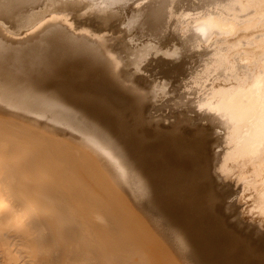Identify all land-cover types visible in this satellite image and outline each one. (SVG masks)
I'll return each mask as SVG.
<instances>
[{
  "label": "bare ground",
  "instance_id": "obj_1",
  "mask_svg": "<svg viewBox=\"0 0 264 264\" xmlns=\"http://www.w3.org/2000/svg\"><path fill=\"white\" fill-rule=\"evenodd\" d=\"M41 1L42 0H0V22L8 25V27H9V25L11 23H13V24L19 23V26H21V23L24 21L23 22V25H24V23H26L25 17L29 18V16L31 15V14L29 15L27 12H29L32 7H35L36 5H38ZM46 1L47 0H45V2ZM63 1H61L62 4H63ZM65 1H67V0H65ZM69 1H71V0H68V2ZM73 1H75V0H73ZM73 1H71L69 4L73 3ZM96 1L98 3H99V1H101V2L99 4L97 3V5H95V7L97 6V7L103 8V9H101L102 11L104 10L103 12H105V11L113 12L114 11L115 14L117 11H119V13L120 12L122 13V11H123V10L120 11V9L118 10V7H120V8L125 7L124 5L125 4L128 5V3H130V2L135 4L134 8L132 10L130 9V11H128L129 13L126 12L127 20L125 21L126 26H124V28L127 27L129 29L136 30L140 33V35H143V36H149L151 38H159V39L162 38L160 41L164 40L167 36L173 37L172 38L173 41L178 40V43L176 42V48L172 51V52H174V54L176 53L177 56H180V55L181 56L186 55L185 57L189 56L188 58H191V60H193L195 62L194 63L195 66H196V62H199L197 69L194 70V68L193 69L191 68V70H189V71L185 70V72H187V73L189 72V75H188V77H186L188 79L184 80L185 82H184L183 87L180 88L182 91V94H181V91L178 90L180 92L179 97L181 95H183L182 96L183 98H184V96H187L188 98H190L192 100V102H195V103H193L194 106L196 104L198 105V102L204 101L202 103H205V106L202 107V105H201L202 108L201 107L200 108L201 109L204 108V110H206V113L207 112L210 113L212 115V117H214L216 119L217 122L216 121L212 122L210 119L209 120L215 125L214 128L217 127V129L220 130L219 132L223 133L221 135V140L223 141V143L226 146H223V145H221V146L223 147V150L225 147V153L220 151L221 153L218 152L214 158V161H215L214 163L217 166V168L215 167L216 170H214L216 178L219 179V181L221 180L222 182H225V181L229 180L228 175L232 171V173L235 172L234 175L237 178V179H235V181H233L236 186H239L240 183L242 184V186L244 183L248 184V185L253 184L255 190L254 191L250 190L251 188L249 187L250 189L248 191H252L251 192L252 194H250L249 196H250V198L253 199V201L255 203V204L254 203L253 204L258 209L257 212L260 211V213H264V0H93V2H96ZM54 2H56V1H54ZM64 4H68V3H64ZM75 5H77V4H75ZM71 6H73V5L71 4ZM60 8L61 9H59V11L60 10L62 11L63 7L61 6ZM70 8H73V7L69 6L68 9H70ZM81 8H83V6H81ZM33 9H35V8H33ZM47 10L49 11V8H47ZM51 10H55V9H51ZM53 12H55V11H53ZM44 13H45V11H44ZM50 13H52V11ZM55 13L58 14V12H55ZM55 13H53V16H52V14L49 15V16H52L53 18L48 19V21L45 20L43 14L38 13V14L43 16V18H44L43 20H45V22L41 20L42 19L41 17H40L41 18L40 20L42 22H44V23H42V25L40 24V26H37L36 25L37 23L35 24V21H33L34 24L38 27L34 32L32 31V29H34L36 27L34 26V24H32V25L30 24L31 25L30 27L34 26L31 29V31L33 33L31 35L29 33L30 36L33 35V39L32 38L31 39L35 40L34 37L37 38V36L39 35L38 37L40 39L38 38V41L39 40L41 41V39H43V38H41L42 36L40 35L41 34L40 31L44 30V32H46V31L48 32V29H49L50 33H48V34L51 35L52 33H51L50 28H52V27L53 28L55 27V29L59 30V32L62 33V35L64 32H66L67 36L69 35V37L65 36V38L68 41L67 42L68 44L70 43L69 40L71 38H73V41L71 40V42H74V40H75L77 42L76 44L83 47L80 49H83V52L84 53L86 52L85 54H88V56L90 55L89 57H91V59H92V63L91 62L90 63L92 65H95V66H92V65L91 66L96 68V69H92V70L100 71L99 74L101 73L102 77L106 80H109V82L111 80L112 82L113 81H115L116 83L119 82L118 83L119 85H120V82L122 84L121 76L123 73H121L120 72L121 70L119 69V68H121L120 65L122 64V63H119L121 58H120V56H117V58L118 57L120 58V60L117 61L119 58L117 59L115 57L116 53H113L114 50L111 51L109 49L110 47H108V44H107V43H109L111 45L114 40L113 41L111 40L112 41L111 43L107 42L108 40L105 37L106 34H104L105 33L104 31H103L104 35L102 34V32L100 33V32L94 31V30H96L97 27L93 31H90L94 28L93 26H90L91 28L93 27L92 29H90V27H88L89 30H87L88 28L83 29L81 27L80 28L78 27L79 29H75L74 28L75 26H73V23L75 21L72 22V20H70V18H67L64 16L63 17L58 16L62 12H60L55 17V15H54ZM38 14H37V17H35V18H37V20H39ZM64 14L67 15L68 12L66 11V13H65V11H64ZM110 14H108V15H110ZM47 16H48V13H47L46 17ZM70 16H71V14H69V17ZM28 18H26L27 21H28ZM47 18H50V17H47ZM72 18H73V16L71 17V19ZM125 18L126 17L124 15V20H125ZM30 22L33 23L31 20H30ZM30 22H28V24ZM56 22L57 23L62 22L63 24L61 23V25L60 24L56 25L57 24ZM38 25H39V23H38ZM77 26L78 25H76V28H77ZM84 26L86 27V25H84ZM0 27H2V26H0ZM23 27H25V26H23ZM82 27H83V25H82ZM9 28H11V27H9ZM9 28H7V29H9ZM25 28L27 29L29 27L26 25ZM25 28H23V29L20 28L21 29V30L19 29L20 31H18V30H15V31H18L21 33V31L22 30L24 31ZM1 29L2 28H0V31H1L0 36L2 35V31H4V29H2V30ZM60 29H63L62 32L60 31ZM27 30H30V29H27ZM11 31L14 32V30H11ZM11 31H10V33H11ZM56 31L54 32V29H53V33H56ZM4 32H6V31H4ZM4 32H3V34H4ZM24 32H26V31H24ZM28 32H30V31H27V33ZM37 33H39V34L37 35ZM66 33H64V34L66 35ZM110 33L113 34L112 32H110ZM13 34H16V32ZM45 34H44V36L46 37L47 34L46 35ZM100 34H102L103 36H101ZM107 34H108L107 37L110 38L109 33H107ZM42 35H43V33H42ZM54 35L55 34H53L52 37ZM129 35L131 36V34H129ZM5 36L3 37V35H2L3 38H6ZM8 36H9V34H8ZM22 36L27 37L24 35V33ZM30 36H28V37H30ZM2 37H0L1 40H2ZM11 37L12 36H10L9 38H6V40L4 42H6L8 39L11 40ZM13 38H15V37H13ZM23 38L21 39L22 43H23ZM68 38H70V39L68 40ZM29 39L30 38H27L28 41H29ZM45 39H47V38H45ZM53 39H54V37H53ZM57 39L58 38H56V40ZM168 39L169 38H166L165 40H168ZM10 40H8V41H10ZM13 40L15 41L16 39H13ZM13 40L11 41V43L13 42ZM27 40H26V43L28 42ZM56 40H55V43H56ZM60 40H61V38H60ZM38 41L36 42L37 44H38ZM44 41L45 40L43 39V42ZM50 41L51 40L48 39V43ZM58 41H59V39H58ZM18 42H20V41H18ZM31 42L34 44L35 47H37V45L33 41H31ZM31 42H30V44H32ZM46 42H47V40H46ZM62 42H65V39ZM6 43H8V46H7V44H6V46L8 48H10L9 42H6ZM58 43L59 42H57V45H58ZM23 44H25V43H23ZM33 44H32V47H34ZM60 44L61 43H59V45ZM65 44L63 43V45H61L62 48H64L63 46ZM72 44L69 45V47L73 46L72 48L70 47L71 53H70V50L67 49L69 51L68 54H71L70 57L71 56H72V58L74 56L78 57L76 55L83 54V52H80V50L78 49L79 46H77L78 48L76 49V47H74V45H72ZM14 45H16V41H15ZM39 45H41V43ZM19 46H21V47L23 46V48L26 47V45L24 47V45H22V44ZM50 46H51V44H50ZM12 47H13V45H12ZM69 47H68V45L66 46V48H69ZM111 47L113 49H115L113 46H111ZM247 47L249 48L248 51H246ZM23 48H20V49L23 50ZM27 48H29L28 43H27V47L25 48L24 51L28 52V50H26ZM52 48H53L52 52L49 50L51 53H53V50L55 51L54 47H52ZM245 48H246V50H245ZM14 49H15V47L13 48V51H14ZM43 49L42 50L40 49V50L43 52ZM48 49H49V47H48ZM48 49L46 50L47 51L46 53L44 52L45 54L50 53V52H48ZM22 50L20 52L16 51V53L18 52L20 54L22 52ZM59 50H60V48H59ZM63 50H65V48ZM30 51L35 52L31 49H30ZM42 52H40V54H43ZM57 52H58V50H57ZM57 52H55L56 56H53L55 58H52L51 56H49V58H48V59H50V61H49L50 64L48 65L49 70H50V74L48 73L49 75L45 76V79L47 78V80H45V81L43 80L45 83H43L44 85H42L40 87V89H42V92L43 91L46 92V95L44 93V96L42 95V97H41V95L38 96V94H33L30 91H28L30 89L29 85L27 86V87H29V89H27V90L24 89L23 87H22L23 89L20 88L19 85H18L19 87L17 85L15 87L13 85V83H15V81L17 79L15 78L14 79L15 81L13 82L12 76L15 74L12 75L11 72H13V73L16 72L18 74V72L21 73L22 71H25L26 76H28V73L26 72V70H29L28 68L30 67V64L28 67L27 66L28 65V60H27L28 58L25 59L24 55H21L22 53L20 55H16V54L14 55L13 53L9 54L10 52L8 53L5 49V43H3V45L0 44V68L2 70L3 66H8L11 70V72H8V70H9L8 69L5 72L6 74L3 73L5 75L6 79L11 74L9 76L8 80L0 79V82H1L0 83V264H19V263L20 264H199L198 262H200V261H198V260H200V259H198L197 262L191 260V258L194 259V255H195L194 253L195 252L194 253L192 252V254H194L192 256L190 253V250L192 249L191 248L192 245H190V241H188L189 245H187L188 244L187 241L183 242L179 239L180 236H182L179 234L177 235L179 237L176 238L177 236H175V239L171 238L170 236L166 237L167 235L165 236L164 234H166L167 232L165 233L162 230V232H164V233H162L160 231V229H163V227H165V225H163L164 223H162L163 221H161L162 224H160V225H163V227L160 226V228H158V226H159L158 223H160V222L157 223L158 226H156V224H155L156 222H154L157 218H155V216H154L155 220L151 221L150 218L152 216L148 217V213L146 214V212L148 210H149V212L151 210V209H149V207H147V206H149V203L147 204L146 201L144 202L145 204H147L146 208L148 209L145 211V209H144L145 205L140 206L141 203L139 201L138 202L140 203V205H135V201L139 200V199H136L137 196H135L131 192L135 196L136 200L134 201V198H132V200L129 198V197H131V195H130L131 193L127 192L126 188H125L126 191L124 192L125 189H123V182H125L127 178L129 179L130 175L127 177H126V175H123V177L126 178V179L124 178L125 180L123 179L124 181L121 179L122 175H120V174H122L124 171L121 172L117 166L118 164L115 165L116 162H114V161L116 160V158L114 157L113 159H115V160L112 161L113 159H112V156H110L111 154L108 155L109 157H111L110 162H113V164L115 163L114 166H117L116 169L113 168V171L111 170V166L113 165L112 163H111L112 164L111 166L109 164L108 165H99L98 163H100V162L102 163L103 160H101L99 162L98 160H96L97 158L96 159L94 158L98 155V159H99V157H101V154H102V153L98 154L99 152H102L101 148L108 150V149H106L108 146L111 150L113 149L112 151H114L116 153V157L118 155L121 159L122 158L124 159L122 161H125L126 156L122 157L123 153H124V152H122V151H124L123 148H122L123 150L121 151L120 146L118 145L119 149H115V148H117L116 145L114 148V147H112L111 144H108V143H110L109 139H112V138L108 137L109 139H107L105 136H103V135L101 136V134H99V133H98L99 136H97L96 135L97 133L95 131H91V129L90 130L87 129L84 131V134H85V136H87V139H88L87 141L84 140L85 138H83V137H85V136H83L82 135L83 133H81V136H83L82 137V139L84 140L83 141L79 136H77V134L79 135L78 132L79 131L81 132V130H82L81 127H80L81 130L79 129V130H77L78 132L76 131L77 134L75 133V136H77V139L78 138L81 139V140L78 139L79 140L78 141L73 135H71L75 132L74 131L75 129L72 130L74 132L71 131L72 133H70V131L66 129L68 132L65 131L67 133V134H65V133H63L64 132L63 130L65 129V127L63 125V127H64V128L62 127L63 132H61L62 128L60 127L61 129H59L60 119H59V121H56V122H58V124H59L58 125V124H55L52 122V121H54V119L51 120L52 123L48 122L49 120H47V119L45 120L44 119V117L46 116V115L44 116L45 113L41 112L43 114V118L39 117L40 115L34 114V113L37 114L38 112H40L39 109L43 108L44 106H46L49 103L50 105L48 104L46 107L51 106L52 108H49V109H53V107H56L54 109H58L57 111H59L58 112L59 114H62L65 119H67V117L69 119L72 117L70 115V113H68V110L70 108L66 111L65 110L66 105H65V108L63 109L64 102H66L68 100V101H70V103H72L78 107V109H79V111H77L78 113L81 110V113L83 114V116H85L84 117L85 120H86V118L93 120V118H90L91 115L89 114V112H90L89 109L94 110L92 108L93 107L95 108V105L96 106L100 105L102 108L103 107H106V108L110 107L107 104L106 100L103 98H93V97H89L88 95L77 96L76 94H78L79 92L75 93V90L78 89L76 87L78 84V82H77L78 80L76 81L77 84H75V85H74V81H72L73 82V84H72V82H68L66 80V82H64L61 86L59 84V88L57 87L58 88L57 92H55V94L51 95V91H53V90H51V91L47 90V88L50 87V85L49 84L47 85L46 82L53 79L52 77L54 76L53 75L54 73L61 72V70L66 67L65 59H67V58L64 57L63 60H62L63 57L58 58ZM158 52H160V51H158ZM162 52L164 53V51H162ZM162 52H160V53H162ZM35 53L33 54L34 56L37 55ZM62 53L63 52H61V50H60L58 53V56H62L63 55ZM152 53H154V52H152ZM29 54L30 53H27L25 56H27ZM85 54H83V55L85 56ZM33 55L31 54L30 57ZM64 55H67V54H64ZM119 55H121V54H119ZM159 55H161V54H159ZM40 56L38 54L37 57H39L40 59H43V58L45 59V55L44 56L42 55L43 58H41ZM170 56L174 57L173 53H172V55L170 54ZM170 56H168V57H170ZM47 57L48 56H46V58ZM144 57H146V54ZM155 57H156V55H155ZM84 58H86V57H84ZM45 60H47V59H45ZM45 60H44V63H45ZM157 60H156V62H157ZM32 61H33V59H32ZM47 61H46V65H47ZM70 61H72V60H70ZM76 61L77 60H74V64L77 63ZM130 61H131V59H130ZM136 61H137V58H136ZM158 61H160V60H158ZM188 61H190V60H188ZM38 62H40V60H38ZM183 62H185V61H183ZM34 63H37V62H34ZM34 63H33V65L31 64V68H33L32 66H38L39 65V64L35 65ZM42 63L43 62L41 60V64ZM129 63L130 62H128V64ZM132 63L135 64L136 62L134 63V61H132L130 64L132 65ZM172 63H174V62H172ZM185 63L188 64V62H185ZM123 64H124V62H123ZM136 64H138V63H136ZM136 64L134 65V67H136ZM126 65H127V62H126ZM188 66H190V65H188ZM40 67H42V65ZM178 67H180V66H178ZM178 67H176V69ZM33 69H35V67ZM33 69H32V71H33ZM3 71H5V70H3ZM84 71H86V70H84ZM30 72H31V69H30ZM46 72H48V71H46ZM73 72H75V71H73ZM180 73H181V70H180ZM17 74H16V76L21 75V74H18V75ZM85 74H87V71ZM174 74H176V73H174ZM35 75H37V74L35 73ZM59 75H60V73H59ZM2 76L3 75H1V77ZM16 76H13V77H16ZM55 76L57 77V75H55ZM63 76H62V78H63ZM124 76H125V74H124ZM18 77H21V76H18ZM22 77H23V75H22ZM90 77H88V78H90ZM173 77L176 78V76H173ZM184 77H185V75H183L182 78H184ZM25 78H27V77H24L23 79L25 80ZM28 78H29V76H28ZM81 78H83V77H81ZM179 78L180 77H178V79ZM216 78L222 79V81H220L222 83L221 84H219L220 82L217 83L220 79L217 80ZM23 79H21V80H23ZM181 79H179V80H181ZM213 79L217 80V82L215 84L213 82ZM2 80H5V81L3 82ZM29 80L30 79H28V81ZM68 80L70 81L69 78H68ZM180 82H183V81H180ZM114 83H112V84L114 85ZM2 85H4V86H2ZM38 86H40V84ZM81 86L83 87V85H80V87ZM116 86H118V85H116ZM120 86L123 87V86H125V84L124 85L122 84ZM33 87H31V89H33ZM122 87H119V88H122ZM25 88H26V86H25ZM34 88H36V87H34ZM84 88L85 87H83V89ZM37 89H39V88L37 87L36 90ZM137 90H135V91H137ZM47 91L50 93V95L47 94L48 93ZM85 91H87V89ZM133 91H134V89H133ZM139 91H141V90H139ZM167 91H169V90H167ZM36 92H38V91H36ZM173 92L176 93L175 90ZM57 93L59 96H61V98L63 95H65L68 98L69 97L70 98L76 97V100L75 101L69 100L70 99L69 98L66 101L64 100V102H63L62 101L63 98L60 99L59 97H57ZM142 93H140V94H142ZM47 95L50 98L49 100H48ZM52 96H54V97H52ZM95 96H97V95H95ZM80 97H81V99H78ZM187 97L185 100H187ZM44 99L46 100V102ZM186 102H190V101H186ZM67 103L69 104V102H67ZM68 104H67V106L70 105V104L69 105ZM71 105H70V107H71ZM199 105H200V103H199ZM38 106L41 108H39L38 109L39 111L36 112L37 110L35 111V109ZM178 106H180V105H178ZM27 109H29L30 111H28ZM103 109H105V108H103ZM46 110H48V109H45V112L48 113ZM41 111H43V109H41ZM95 111H98L97 108ZM95 111H93V112H95ZM104 112H107L106 109L104 110ZM52 113L54 114L55 112H52ZM107 113H104V116H107L106 119L108 118ZM53 114L51 116H54ZM71 114H72V112H71ZM135 114H137V113H135ZM48 115H50V114H47V116ZM57 115H55L54 117H57ZM140 115H142V114H140ZM206 115H205V119H206ZM78 116H80V115L78 114ZM135 116L133 115V118ZM142 117H144V116H142ZM47 118H49V117H47ZM57 118H56V120H57ZM96 118H97V115H96ZM104 118L105 117H103V118L98 117L97 119H100V121H101ZM214 118H211V119H214ZM107 120H105V122ZM61 122H63V121H61ZM67 123H69V122H66V124ZM111 123H112V121H111ZM111 123H110V126L113 125V124L111 125ZM142 123L143 122H141V124ZM146 123L144 124V126L146 125ZM157 123L155 125H159ZM69 124H71V123H69ZM87 124H89V122H87ZM106 124H107V122H106ZM176 124H175L174 128H171V131L169 133L162 132L163 131L162 129H160L161 131H159V132L157 131L158 135L161 138H163L164 144H167L168 142H170L169 145H175L174 142H177L180 139V137H182L181 135H183V134L182 133L180 134V132H179L180 131L179 127L181 128V126H179L180 123L178 124L179 127L177 126L178 127L177 129H176ZM102 125L105 126L104 123H102ZM107 125H109V124H107ZM71 126H72V124H71ZM85 126H87V125H85ZM159 126H157V127H159ZM73 127H74V125L72 126V128ZM157 127H155V128H157ZM75 128H79V127L77 126ZM111 128H110V130H111ZM83 129H84V127H83ZM150 129H152V128H150ZM167 129H169V128H167ZM167 129L165 131H168ZM156 130H158V128L155 129V131ZM182 130H184V129H181V131ZM114 131H116V130H114ZM200 131H198V132H200ZM82 132H83V130H82ZM153 132H151V133H153ZM198 132H196L197 133L196 135L199 134ZM201 133L202 132H200V134ZM114 134H118V133L114 132ZM136 134H137V132H136ZM153 134H155V133H153ZM120 135L121 134L116 135V137L119 136L118 140L120 138ZM94 136H96L97 138L99 137V138L98 139L93 138ZM201 136L203 137V133ZM202 137L199 140V142L201 141V143H202ZM100 139L104 140V141L102 140L103 145L101 144ZM142 139H143V137H142ZM176 139H177V141H176ZM193 139H195V138H193ZM88 141L91 144L90 148L94 149V153H97V150L99 151L97 153V155L96 154L94 155V153L91 152V149L89 148L88 151L93 153L92 155H94V157L92 155H90L91 153H89L87 151L88 144L86 145L85 142H88ZM105 141H108V142L106 143ZM186 141H188V140H186ZM186 141L184 143H186ZM80 142H84L83 145H85L86 148L84 146L82 148V150L85 151V149H86L87 153L89 154V157H87L85 155L86 152H84V154H83V151L80 149L81 148L80 145L82 146V144H80ZM93 142L97 143L101 148H99L97 145L93 144ZM190 142H192V140ZM121 143L119 142V144H121ZM177 143H179V141ZM193 143H195V142L193 141ZM223 143L221 142V144H223ZM104 144L107 146H104ZM126 144L128 147L131 146V145H128V143H126ZM122 145H124V144L122 143ZM122 145H121V147H122ZM201 146L204 147V145H201ZM142 148H143V146H142ZM142 148H140V149H142ZM146 149H147V147H146ZM183 149H185V148H183ZM193 149H195V146ZM196 149H197V147H196ZM199 149H201V147ZM164 150H165V148H164ZM221 150H222V148H221ZM80 151L82 152L81 155H80ZM191 151H192V148H191ZM141 152H140V154H141ZM201 152H203V150ZM200 153L197 155H200ZM107 154H109V153H107ZM163 154H164V151H163ZM193 154H194V152H193ZM103 155H106L105 152ZM182 155H183V153H182ZM83 156H85V157H83ZM90 156L93 157L92 158L93 163L95 162L94 159L96 160V163H94L95 165L90 163L91 162V160H89V159H91ZM138 156H139V153H138ZM161 156H162V154H161ZM86 157H87V159H86ZM105 157H107V156H105ZM137 157H135V158L137 159ZM158 158H159V156H158ZM101 159H103V157ZM87 160H89L90 162ZM104 160H106V159L104 158ZM161 160H162V158H161ZM116 161H118V159ZM248 161H249L250 165L247 163ZM107 162H109V161H107ZM135 162H137V161H135ZM106 163L104 162L103 164H106ZM120 163H121V161H120ZM126 163L125 164L122 163V164L128 166L129 164L127 163L128 164L127 165ZM177 163H178V161H177ZM145 164H146V162H145ZM205 164H206V162H205ZM144 166H146V165H144ZM144 166L143 167L141 166V167H142V169L144 168V170H145ZM205 167H206V165H205ZM133 168H135V167H133ZM133 168H129L128 170L133 169ZM136 168H135V170H136ZM114 169L116 171H114ZM121 170H123V169H121ZM135 170L133 172V176L135 175V177H136V175H139V174H134ZM178 170L179 169H177L176 171H178ZM195 171L197 172L196 169H195ZM125 172H126V170H125ZM140 172L143 174V170H140ZM193 172H194V170H193ZM127 173H128V171H127ZM144 173H145V171H144ZM178 173L180 174V170ZM145 175H147V174L145 173ZM159 175H161V174H159ZM165 175H166V173H165ZM185 176H186V174H185ZM196 176H197V174H196ZM202 176H204V175H202ZM202 176L200 178H202ZM231 176H232V174H231ZM144 177L146 178V176H144ZM137 178H133V179H135V181H137V182L139 180V182H140L139 178H138V180H136ZM143 178H141V179L143 180ZM248 178H251L253 180L247 181ZM142 180H141V182H142ZM132 181H134V180H132ZM132 181H131V183H132ZM149 181H150V179H149ZM149 181L147 180V182H146V180H143V182L146 183V185H144L145 189L144 188L143 189L147 191V195L148 194L150 195V197L147 196L146 198L149 197V199H150L152 197L155 200L157 198L153 197V195H154L153 191L154 190H153L152 183L148 184ZM167 181H168V179H167ZM128 182H130V181H128ZM128 182H127V184H128ZM207 182L209 183V180ZM133 183H132V185H130V187L131 186L133 187ZM125 184H126V182H125ZM142 184H144V183H142ZM142 184H140V186ZM248 185H246V186H248ZM137 186H138V184H137ZM137 186H135V187H137ZM169 186H170V184H169ZM179 186H180V184H179ZM242 186L239 188H243V189L245 188L246 189V187H242ZM126 187H127V185H126ZM142 187H140V188H142ZM175 187H173V188H175ZM182 187H181V190H182ZM131 188H130V191H131ZM137 189L138 188H135V190H137ZM160 189H161V186H160ZM245 189L243 190V192L245 191ZM164 190H162V191H164ZM167 190H168V188H167ZM132 191H134V190H132ZM141 191L142 190L139 189L140 193H141ZM146 191H144L145 194H146ZM248 191H246V192L249 194ZM167 192L170 194L171 191L170 192L167 191ZM172 192H174V191H172ZM126 193H128V194L130 193L129 197H127L128 195ZM134 193L137 194L136 191ZM154 193H155V196L158 195V194H156L157 191H154ZM139 195H140V197L142 196L141 194H139ZM139 195H138V197H139ZM159 195L156 197H159ZM207 195H209V194H207ZM189 196H190V194H189ZM244 196H243V198H244ZM211 198H212V196H211ZM123 199H125V200H123ZM143 199H145V198H143ZM149 199L147 202H149ZM183 199H185V198H183ZM154 200H152L153 201L151 204L152 206L154 205L153 203H155V201H156V200L155 201ZM242 200H244V203L242 202ZM210 201H212V200H210ZM253 201L251 200L250 202H253ZM150 203H151V200H150ZM184 203L187 204L185 201H184ZM245 204H246V206H245ZM248 204L249 203H247L245 201V198L244 199L240 198V200H238L235 203L234 207L236 209L238 208L241 210V208L243 206H245V209H249L251 204H249V205ZM155 205H157V204H155ZM254 205H252V206L254 207ZM212 206H213V204H212ZM247 206H249V208H247ZM153 207H155V206H153ZM156 208H157V206H156ZM158 208H160V207H158ZM155 209H154V211H155ZM152 210H153V208H152ZM162 210H163V207H162ZM154 211H153V213H154ZM197 211H199L198 208H197ZM197 211H195V212H197ZM250 211H252V210H250ZM158 212H160V211H158ZM155 213H157V212H155ZM155 213H154V215H155ZM163 213L164 212H162V214H160V215H163ZM193 213H194V211H193ZM247 213H248V211H247ZM151 214H152V212H150V215ZM156 216H158V214ZM161 218H162V216H161ZM164 218L165 217L163 216V219ZM243 219L244 218H242V220ZM195 220H196V218H195ZM245 220H247V222L252 221L251 218H248V217ZM263 221L261 222V221L256 219L257 231L261 230L262 232H264ZM168 222L169 221H167V223ZM252 224H253V222H252ZM168 225H170V224H168ZM168 225H166V226H168ZM172 225H173V223H172ZM175 227H176V225H175ZM171 228H172V226H171ZM167 229L164 228L165 231H167ZM180 232H181V230L178 233H180ZM184 232L186 233V230ZM168 233H170V231ZM184 234H183V236H184ZM185 236L188 237L187 235H185ZM188 238H185V240ZM181 239H183V238L181 237ZM161 240H163V241H161ZM188 240H190V239H188ZM184 243H186L185 244L186 247L190 246L189 247L190 249L188 250L190 253L189 255H191L190 258L187 257L186 253L184 252V250L187 249V248H185ZM202 250L204 251V248H202ZM208 250H210V249H208ZM185 251H187V250H185ZM196 252H200V251H196ZM208 252H207V254H209L211 251L209 253ZM214 255H212V253H211V256H214ZM211 256H210V258L212 259L213 257H211ZM227 256H228V254H227ZM215 258H217V257H215ZM222 258H223V256H222ZM211 259H210V262H212ZM195 260H196V257H195ZM220 261H219V263H220ZM210 262L208 261L209 264H210ZM201 263H203V262H201ZM213 263H215V262H213Z\"/></svg>",
  "mask_w": 264,
  "mask_h": 264
},
{
  "label": "rangeland",
  "instance_id": "obj_2",
  "mask_svg": "<svg viewBox=\"0 0 264 264\" xmlns=\"http://www.w3.org/2000/svg\"><path fill=\"white\" fill-rule=\"evenodd\" d=\"M54 1H56V2H54ZM47 0L46 2H45V0H42L38 5H36L35 7H32L31 8V10L29 11V12H27L30 16H29V18L28 17H25V21H26V23H24V25H23V22L21 23V26H19V23H15V24H13V23H11L10 25H9V27H11V28H9L8 27V25H6V24H3L2 22H0V26H2V27H0V28H2V29H4V31H6V32H4V31H2V35H3V37L5 36L6 38H9L10 36H12L11 37V40L10 39H8V40H10V41H6V42H9V44H10V48H8L7 46H8V43H6V42H4L5 40H6V38H3L2 37V35L0 36V37H2V40H1V38H0V44L1 45H3V43H5V49H6V51L9 53V54H11V53H13L14 55L16 54V55H20L24 50H25V48L27 47V43H28V47L29 48H27L26 50H28V52H26V51H24L21 55H24V57H25V59H27L28 60V67H29V64H30V67L28 68L29 70H26V72L28 73V76H29V78H28V76H26V73H25V71H22L21 73L20 72H18V74H21V75H18L16 72H11V70H10V68L8 67V66H3L2 67V70H1V68H0V74L1 75H3L2 77H1V75H0V79H5V80H8V78H9V76L12 74H15V75H13V76H16V74L18 75V76H21V77H18V76H16V77H13L12 76V80H13V82L15 81L14 79L16 78L17 80L15 81V83H13V85L16 87V85L18 86H20V88H24V89H29V87H27L28 85L30 86V89L28 90V91H30L31 93H33V94H38V96L39 95H41V97H42V95L44 96V93H45V95H46V92H42V89H40V87L42 86V85H44L43 83H45L44 81L45 80H47V78L45 79V76L47 75H49L50 74V70H49V64H50V59H48L49 58V56H51L52 58H55V57H53V56H56V54H55V52H57V50H58V52H57V57L59 58V57H63L62 58V60L64 59V57L65 58H67V59H65V62L67 63H65V65H66V67L64 68V69H62L61 70V72H56V73H54L53 75V79H51V80H49L48 82H46L47 83V85L49 84L50 85V87H48L47 88V90H49V91H51V90H53V91H51V95L52 94H55V92H57V90H58V88H59V84H60V86L64 83V82H66V80L68 81V82H72V81H74V85L75 84H77V82H78V84H77V90H75V93L77 92H79L78 94H76L77 96H80V95H88L89 97H93V98H103V99H105L106 100V102H107V104L110 106V107H103V108H105L106 109V111L108 112H104V110L105 109H103L100 105H95V108L93 107L92 109H94V110H91V109H89V114L92 116H90V118H93V120L92 119H87L86 118V120H85V116H83V114L81 113V110H80V112L78 113L77 111H79V109H78V107L77 106H75L74 104H72V103H70V101H68L67 99H69L68 97H66L65 95H63L62 96V98H61V96H59L58 95V93H57V97H59L60 99H62V101L64 102V100L66 101V102H64V105H63V109L65 108V105H66V108H65V110L67 111L69 108V110H68V113H70V115L72 116L71 118H69L68 119V117H67V119H65L64 117H63V115L62 114H59L58 112L59 111H57L58 109H54V108H56V107H53V109H49V108H52L51 106H48V107H46V106H44L43 108H41V107H37L36 109H35V111L36 112H38L39 110H40V112H38L37 114L36 113H34L35 115H40L39 117H42L43 118V114L42 113H45L44 114V119L46 120H49L48 122H50V123H55V124H58V122H56V121H59V119H60V125H59V129H61L62 127H63V125H64V127H65V129L63 130V128L61 129V132H63V133H65V134H67L65 131H67V130H69L70 131V133H72V132H74L73 134H71V135H73L76 139H77V136H79L81 139H82V137L83 136H85V134H84V131L85 130H90L91 129V131H95L97 134V136H99V134H101V136L103 135V136H105L107 139H109V138H112V139H109L110 140V143H108V144H111L112 145V147H114L115 148V145H116V147L117 148H115V149H119V146H120V150L122 151L123 149H124V151H122V152H124L123 153V156L122 157H125L126 156V158H125V161H122V160H124L123 158L121 159L118 155H117V157H116V153L114 152V151H112L107 145H105L104 144V146H107V148L106 149H108V150H105V149H103V148H101L97 143H95V142H93V144H95V145H97L99 148H101V150H102V152H99L98 150H97V153L98 154H100V153H102L101 154V157H99V159H98V155H97V153H94V149L92 148H90L91 147V144H90V142L88 143V142H85V144L87 145L88 144V147H87V151L89 150V148L91 149V152H93L94 153V155L96 154L97 156L96 157H94V155H92L93 153H91L90 151H88L89 153H91L90 155H92L96 160H98L99 162L101 161V160H103L102 161V163L100 162V163H98L99 165H112L113 164V162H110L111 161V157H109L108 155H110V156H112V159L115 157L116 158V160L118 159V161H116L115 159H113L112 161H114V162H116V164L115 165H117L118 166V168H119V170L121 171V172H125V170H126V172L124 173H122V174H120V175H122V180L125 178V177H123V175H126V177L127 176H129L130 175V177H129V179L127 178H125L126 179V184H125V182H123V189H127V192H132L135 196H137L138 197V195L139 194H141L142 196L140 197V195H139V197L137 198L136 197V199H139V200H137V201H135L136 199H135V196L131 193H129L130 195H131V197H129V194L128 193H126L128 196L127 197H129L131 200H132V198H134V201H135V205H140V203H141V205L140 206H142V205H145L143 208L145 209V211L146 210H148L147 208H146V205L149 203V206H147V207H149V209H151L150 210V212H152V214L150 215V212H149V210L146 212V214L148 213V217L150 216H152L150 219H151V221H154L155 220V218H157L154 222H156L155 224H156V226H158L157 225V223L158 222H160V223H158L159 224V226H158V228H160V226H162L163 227V225H165V227H163V229H160V231L162 232V230L166 233H168L169 231H170V233H166V234H164L166 237H168V236H170L171 238H174L175 239V236H177L178 234L179 235H182V236H180V240L181 241H190V245H192V249L190 250V253H191V255L193 256L194 254V259H192L191 258V260H193V261H196L197 262V260L198 259H200V260H198V261H200V262H198L199 264H209L208 263V261L210 262V256H211V253H212V255H214V256H211V257H213L212 259H211V261L212 262H210V264H264V232H262L261 230H258L257 231V224H256V219L257 220H259V221H263L264 220V213H260V211L259 212H257V208L255 207V203H254V201H253V199L252 198H250V194H252L251 192L252 191H248L250 188V190H255L254 189V185L253 184H251V185H248V184H243V186H242V184L240 183V185L242 186V187H246V189H245V193L243 192V188H239V187H241L240 185L239 186H236L235 184H234V182L233 181H235V179H237L236 177H235V175H234V173L235 172H233L232 173V171H231V173L228 175L229 176V180H227V181H225V182H222L221 180L219 181V179H217L216 178V176H215V172H214V170H216V168H217V166L215 165V161H214V158H215V155L218 153V152H224L225 153V147H224V150H223V147L221 146V145H223V146H226L224 143H223V141L221 140V135L223 134L222 132H219L220 130H218L217 129V127H215L214 128V124L212 123V122H215L216 121V119L214 118V117H212V115L210 114V113H206V110H204V108L203 109H201L203 106H205V103H202V102H204V101H201V102H198V105L196 104L195 106H194V104L193 103H195V102H192V100L190 99V98H188L187 96H184V98L182 97L183 95H181L180 97H179V95H180V92L178 91V90H180L181 91V87H183V85H184V80H186V79H188V78H186V77H188V75H189V72L187 73V72H185V70L186 71H189V70H191V68L193 69L194 68V70L195 69H197V67H198V63L199 62H196V66L194 65V61L193 60H191V58H188L189 56H187V57H185V56H177L176 55V53L174 54V52H172L175 48H176V42L178 43V40H172V38L173 37H166V38H169L168 40H162V41H160L161 39H159V38H151V37H149V36H143V35H140V33L138 32V31H136V30H132V29H129V28H127V27H125L124 28V26H126V20H127V16H126V12H128V11H130V9L132 10L133 8H134V6H135V4H133V3H128V5L127 4H125L124 6L125 7H118V10L120 9V11H122V13L120 12L119 13V11H117L116 12V14H115V12L113 11V12H107V11H105V12H103L101 9H103V8H100V7H95V5H97V1L96 2H93V0H75V1H73V0H71V1H73V3H71L73 6H71V4H69L71 1H69L68 2V0L67 1H63V0H61V1H63V4H62V2L60 1V0ZM58 2V3H57ZM101 1H99V3H100ZM60 3V4H59ZM64 3H68V4H64ZM77 4V5H75V4ZM94 3V4H93ZM98 3V4H99ZM93 4V5H92ZM131 4V5H130ZM64 8H62V11L60 10L59 11V9H61L60 7L61 6ZM65 7H64V6ZM70 7H73V8H70V9H68L69 8V6ZM75 5V6H74ZM57 6V7H56ZM81 6H83V8H81ZM53 7V8H52ZM33 8H35V9H33ZM46 8V9H45ZM47 8H49V11L47 10ZM58 8V9H57ZM98 8V9H97ZM128 8V9H127ZM51 9H55V10H51ZM67 9V10H66ZM58 10V11H57ZM88 10V11H87ZM44 11H45V13H44ZM52 11V13H50ZM53 11H55V12H58V14L60 13V12H62V13H60L59 15L58 14H56L55 12H53ZM64 11H65V13H66V11L68 12V14L66 15V14H64ZM70 11V12H69ZM98 11V12H97ZM107 12V13H106ZM38 13H41V14H43V16H44V18H45V20H47L48 21V19H51V18H53L52 16H53V13H55L54 15H55V17L58 15V16H64V17H67V18H70V20H72V22L73 21H75L74 23H73V26H75L74 28L75 29H79L80 27L81 28H88V27H90V26H93L92 28L90 27V29H92V30H90V31H93L96 27V30H94V31H96V32H102V34H103V31L105 32L104 34H106L105 35V37L107 38V42H112L113 40V42H112V44L110 45L109 43H107L108 44V47H110L109 49L111 50V51H113L114 50V52L113 53H116V55H115V57L117 58V56H120V58H121V60H120V58L117 60V61H119L120 60V62L119 63H122L120 66H121V68H119L121 71V73H123L122 74V76H121V81H122V84L124 85L125 84V86H120V85H122L121 84V82H120V85L118 84L119 82H115V81H111L110 80V82H109V80H106V79H104L103 77H102V75H101V73L99 74V72L100 71H96V70H92V69H96V68H94V67H92V66H95V65H92L91 63H92V59H91V57H89L88 56V54H85L84 52H83V49H80V48H83V47H81V46H79L78 44H76L77 42L74 40V42H71V40L73 41V38H68V40L70 41V43L68 44L67 42V39L65 38V36L66 37H69V35L67 36V33L66 32H64V33H66V35L63 33V35H62V33H60L59 32V30H57V29H55V27L53 28L54 29V32L56 31V33H53V29L52 28H50V30H51V35L50 34H48V33H50V31H49V29H48V32L46 31V32H44V30H42V31H40L41 32V38H43L45 41L43 42V39H41V41L39 40L38 41V34L39 33H37V38L36 37H34V39L35 40H32L33 39V35L32 36H30L38 27L37 26H40V24L42 25V23H44L45 22V20H43L44 18H43V16L42 15H40V14H38ZM47 13H48V16L47 17H50V18H47L46 17V15H47ZM99 13V14H98ZM111 13V14H110ZM118 13V14H117ZM129 13V12H128ZM37 14H38V19L39 20H37V18H35V17H37ZM52 14V16H49V15H51ZM69 14H71V16L69 17ZM108 14H110V15H108ZM66 15V16H65ZM124 15H125V20H124ZM73 16V18L71 19V17ZM38 21H36L34 18ZM42 19H41V18ZM113 17V18H112ZM121 17V18H120ZM26 18H28V21H27V19ZM123 18V19H122ZM42 21H44V22H42ZM74 19V20H73ZM24 20V19H23ZM30 20L33 22V21H35V24L37 25H35L34 24V22L33 23H31L30 22ZM69 20V19H68ZM28 22H30L29 24H28ZM41 22V23H40ZM58 22V21H57ZM56 22V23H57ZM38 23H39V25H38ZM61 23L62 22H59V23H57L56 25H58V24H60L61 25ZM2 24V25H1ZM29 27V28H27V29H30V30H27L25 27H26V25ZM32 24H34V26L36 27V28H34V29H32V27H34V26H32V27H30ZM63 24V23H62ZM5 25V26H4ZM76 25H78L77 26V28H76ZM82 25H83V27H82ZM84 25H86V27L84 26ZM14 26V27H13ZM19 26V27H18ZM23 26H25V27H23ZM79 27V28H78ZM7 28H9V29H7ZM14 28V29H13ZM16 28V29H15ZM23 29V28H25L24 29V31H26V32H24L23 30L21 31V33L20 32H18V31H20L21 29ZM49 28V27H48ZM99 28V29H98ZM1 29V30H2ZM20 29V30H19ZM31 29H32V31H31ZM109 31H108V30ZM126 29V30H125ZM11 30H14V32L13 31H11ZM15 30H18V31H15ZM47 30V29H46ZM62 30L63 29H60V31L62 32ZM87 30H89V28L87 29ZM100 30V31H99ZM108 32H107V31ZM10 31H11V33H10ZM27 31H30V32H28L27 33ZM136 31V32H135ZM3 32H4V34H3ZM16 32V34H13V33H15ZM39 32V31H38ZM110 32H112L113 34H111ZM128 32V33H127ZM132 32V33H131ZM18 33V34H17ZM23 33H24V35L25 36H27V37H24V36H22L23 35ZM27 33V34H26ZM29 33H30V35H29ZM42 33H43V35H42ZM47 35H46V34ZM107 33H109V36H110V38L109 37H107ZM139 33V34H138ZM0 34H1V31H0ZM8 34H9V36H8ZM44 34L46 35V37L44 36ZM53 34H55L53 37H54V39H53V37H52V35ZM99 34V33H98ZM102 34H100L101 36H103ZM129 34H131V36L129 35ZM49 35V36H48ZM60 35V36H59ZM113 37H112V36ZM28 36H30V37H28ZM59 36V37H58ZM171 36V35H170ZM13 37H15V38H13ZM17 37V38H16ZM20 37V38H19ZM24 37V38H23ZM51 39H50V38ZM58 38L59 39V41H58V39L56 40V38ZM23 38V43H25V44H23L22 43V39ZM26 38V39H25ZM27 38H30L29 39V41L27 40ZM32 38V39H31ZM45 38H47V39H45ZM60 38H61V40H60ZM139 38V39H138ZM13 39H16L15 41H16V45H14L15 44V41L13 40ZM40 39V38H39ZM48 39L49 40H51L49 43H48ZM64 39H65V42H62V41H64ZM110 39V40H109ZM171 39V40H170ZM13 40V44L11 43V41ZM20 41V42H18V41ZM26 40L28 41L27 43H26ZM46 40H47V42H46ZM55 40H56V43H55ZM112 40V41H111ZM31 41H33L36 45H37V47H35L34 46V44L31 42ZM38 41V44L36 43ZM54 43H53V42ZM61 41V42H60ZM160 41V42H159ZM30 42L33 44V46L34 47H32V44H30ZM46 42V43H45ZM57 42H59V43H61L60 45H59V43H58V45H57ZM19 45H24V47H25V45H26V47L25 48H23V46L21 47V46H19ZM41 43V45H39ZM45 43V44H44ZM48 43V44H47ZM63 43L65 44L63 47L65 48V50H63L64 48H62V46L61 45H63ZM73 43V44H72ZM6 44H7V46H6ZM50 44H51V46H50ZM55 46H54V45ZM74 45V47H76V49L78 48L77 46H79V50H80V52H83V54H85V56L83 55V54H80V55H76V56H78V57H73L72 58V56L70 57V55L71 54H68V50H70L73 46H70L69 47V45ZM76 44V45H75ZM12 45H13V47H12ZM44 45V46H43ZM58 47H57V46ZM68 45V47L69 48H66V46ZM160 45V46H159ZM31 46V47H30ZM40 46V47H39ZM111 46H113L115 49H113ZM157 46V47H156ZM171 46V47H170ZM4 47V46H3ZM15 47V49H14V51H13V48ZM17 47V48H16ZM19 47V48H18ZM48 47H49V49H48ZM51 47V48H50ZM52 47H54V49H55V51L53 50V53H51L52 52ZM20 48H23V50L22 49H20ZM37 50H36V49ZM39 48V49H38ZM44 48V49H43ZM46 48V49H45ZM59 48H60V50H61V52H63L62 54L64 55V54H67V55H62V56H58V53H59ZM62 48V49H61ZM148 48V49H147ZM18 49V50H17ZM30 49L31 50H33V51H35V52H31L30 51ZM35 49V50H34ZM43 49V52L41 51V50ZM48 49V52H50V53H48V54H45ZM68 49V50H67ZM240 49V48H239ZM244 49V48H243ZM248 47H247V50H246V48H245V50L246 51H248ZM11 50V51H10ZM22 50V52L19 54L18 52H20ZM50 50V51H49ZM78 50V51H79ZM149 50V51H148ZM155 50V51H154ZM13 51V52H12ZM16 51H18L17 53H16ZM39 51V52H38ZM65 51V52H64ZM151 51V52H150ZM158 51H160V52H162V51H164V53L162 52V53H160V52H158ZM40 52H42L43 54H40ZM45 52V53H44ZM145 52V53H144ZM152 52H154V53H152ZM169 52V53H168ZM173 53V55H174V57H172V56H170V54L172 55V53ZM27 53H30L29 55H27V56H25ZM37 54L36 56H34L33 54ZM70 53H71V50H70ZM142 53V54H141ZM12 54V55H13ZM33 55V56H31L30 57V55ZM38 54H39V56L41 57V58H43V56L45 55V59H47V60H45L44 58L43 59H40L39 57H37L38 56ZM53 54V55H52ZM119 54H121V55H119ZM145 54H146V57H144L145 56ZM159 54H163L162 56L161 55H159ZM43 55V56H42ZM135 55V56H134ZM137 55V56H136ZM151 55V56H150ZM155 55H156V57H155ZM167 57H166V56ZM177 57H176V56ZM46 56H48L47 58H46ZM86 57V58H84V57ZM89 58H88V57ZM165 56V57H164ZM168 56H170V57H168ZM50 57V58H51ZM69 57V58H68ZM137 58V61H136V58ZM142 57V58H141ZM151 57V58H150ZM185 57V58H184ZM31 60H30V59ZM124 60H123V59ZM135 58V59H134ZM156 58V59H155ZM169 58V59H168ZM24 59V60H25ZM32 59H33V61L34 62H37V63H34L33 61H32ZM61 59V58H60ZM91 61H90V60ZM130 59H131V61H130ZM160 60V61H158V60ZM174 59V60H173ZM193 59V58H192ZM30 60V61H29ZM38 60H40V62H38ZM41 60H42V64H41ZM44 60H45V63H44ZM68 60V61H67ZM70 60H72V61H70ZM74 60H77L76 62L78 63H76V64H74ZM89 62H88V61ZM156 60H157V62H156ZM179 60V61H178ZM188 60H190V61H188ZM35 64V65H38V66H32L33 68L35 67V69H33V68H31V64L33 65V63ZM46 61H47V65H46ZM132 61H134V63L136 62V63H138V64H136V67H134V65L135 64H133L132 63V65L130 64ZM174 62V63H172V62ZM183 61H185V62H188V64L187 63H185V62H183ZM192 61V62H191ZM88 62V63H87ZM91 62V63H90ZM123 62H124V64H123ZM126 62H127V65H126ZM128 62H130L129 64H128ZM140 62V63H139ZM177 64H176V63ZM191 62V63H190ZM181 63V64H180ZM183 63V64H182ZM45 64V65H44ZM153 64V65H152ZM179 64V65H178ZM42 65V67H40ZM70 65V66H69ZM83 65V66H82ZM92 65V66H91ZM138 65V66H137ZM172 65V66H171ZM178 67V66H180V67H178L177 69H176V67ZM188 65H190V66H187ZM195 67H194V66ZM47 66V67H46ZM74 66V67H73ZM76 66V67H75ZM182 66V67H181ZM193 66V67H192ZM37 67V68H36ZM54 67V66H53ZM186 69H185V68ZM39 68V69H38ZM47 68V69H46ZM89 68V69H88ZM182 68V69H181ZM9 69V70H8ZM30 69H31V72H30ZM32 69H33V71H32ZM37 69V70H36ZM68 69V70H67ZM74 69V70H73ZM157 69V70H156ZM3 70H5V71H3ZM8 70V72H11V74L7 77V79L5 78V75L3 74V73H5L6 71ZM84 70H86L87 71V74H85L86 73V71H84ZM178 70V71H177ZM180 70H181V73H180ZM3 71V72H2ZM46 71H48V72H46ZM65 73H64V72ZM72 73H71V72ZM73 71H75V72H73ZM92 71V72H91ZM124 71V72H123ZM139 71V72H138ZM176 71V72H175ZM2 72V73H1ZM7 72V73H8ZM91 72V73H90ZM185 72V73H184ZM25 75H24V74ZM35 73L37 74V75H35ZM49 73V74H48ZM59 73H60V75H59ZM64 73V74H63ZM173 73V74H172ZM174 73H176V74H174ZM180 73V74H179ZM187 73V74H186ZM6 74V73H5ZM30 74V75H29ZM92 74V75H91ZM124 74H125V76H124ZM147 74V75H146ZM185 75V77L184 78H182L183 77V75ZM22 75H23V77H22ZM32 75V76H31ZM55 75H57V77L55 76ZM64 75V76H63ZM81 75V76H80ZM85 75V76H84ZM100 75V76H99ZM180 75V76H179ZM60 78H59V77ZM62 76H63V78H62ZM91 76V77H90ZM173 76H176V78L175 77H173ZM24 77H27L28 79H30L29 81H28V79L27 78H25V80L23 79ZM41 77V78H40ZM44 77V78H43ZM71 77V78H70ZM81 77H83V78H81ZM88 77H90V78H88ZM93 77V78H92ZM178 77H180L179 79H181V80H179L178 79ZM23 79V80H21V79ZM36 78V79H35ZM68 78L70 79V81L68 80ZM125 78V79H124ZM171 78V79H170ZM60 79V80H59ZM217 79V78H216ZM216 79H213V82H214V84L217 82V80H219L220 78H218L217 80ZM5 80H2L3 82L5 81ZM34 80V81H33ZM44 80V81H43ZM54 80V81H53ZM57 80V81H56ZM64 80V81H63ZM78 80V81H77ZM104 80V81H103ZM178 80V81H177ZM18 81V82H17ZM24 81V82H23ZM33 83H32V82ZM51 81V82H50ZM60 81V82H59ZM63 81V82H62ZM77 81V82H76ZM180 81H183V82H180ZM220 81H222V79H220L217 83H219ZM2 82V83H3ZM76 82V83H75ZM115 82V83H114ZM177 82V83H176ZM1 83V82H0ZM109 83V84H108ZM112 83H114V85L112 84ZM173 83V84H172ZM222 82H220L219 84H221ZM40 84V86H38ZM72 84H73V82H72ZM87 84V85H86ZM127 84V85H126ZM22 85V86H21ZM80 85H83V87H85L84 89H83V87L81 86L80 87ZM94 85V86H93ZM105 85V86H104ZM116 85H118V86H116ZM2 86H4V85H2ZM18 86V87H19ZM25 86H26V88H25ZM38 87L39 89H37L36 90V88H34V87ZM31 87H33V89H31ZM58 87V88H57ZM80 87V88H79ZM91 87V88H90ZM119 87H122V88H119ZM132 87V88H131ZM169 87V88H168ZM173 87V88H172ZM22 88V89H23ZM62 89V88H61ZM87 89V91H85ZM118 89V90H117ZM121 89V90H120ZM132 89V90H131ZM133 89H134V91H133ZM138 89V90H137ZM40 90V91H39ZM56 90V91H55ZM120 90V91H119ZM135 90H137V91H135ZM139 90H141V91H139ZM167 90H169V91H167ZM175 90V92L176 93H174L173 91ZM177 90V91H176ZM36 91H38V92H36ZM84 91V92H83ZM103 91V92H102ZM112 91V92H111ZM114 91V92H113ZM173 93H172V92ZM48 92V91H47ZM53 92V93H52ZM82 92V93H81ZM107 92V93H106ZM124 92V93H123ZM144 94H143V93ZM178 92V93H177ZM90 93V94H89ZM94 93V94H93ZM114 93V94H113ZM137 93V94H136ZM140 93H142V94H140ZM47 94H49L50 95V93L48 92ZM181 94H182V91H181ZM95 95H97V96H95ZM138 95V96H137ZM141 95V96H140ZM153 95V96H152ZM56 96V95H55ZM148 96V97H147ZM47 97H48V100L50 99L49 98V96L47 95ZM46 97V98H47ZM52 97H54V96H52ZM72 97V96H71ZM139 97V98H138ZM186 97H187V100H185L186 99ZM78 99H81V97L80 98H78ZM45 100V99H44ZM69 100H73V101H75L76 100V97H72V98H70ZM146 100V101H145ZM183 100V101H182ZM185 100V101H184ZM186 101H190V102H186ZM45 102H46V100H45ZM67 102H69V104L71 105V107H70V105L67 103ZM118 102V103H117ZM181 102V103H180ZM44 103V102H43ZM66 103V104H65ZM143 103V104H142ZM191 103V104H190ZM199 103H200V105H199ZM67 104L69 105V106H67ZM50 105V104H49ZM135 105V106H134ZM143 105V106H142ZM178 105H180V106H178ZM187 105V106H186ZM189 105V106H188ZM201 105H202V107H201ZM99 106V107H98ZM139 106V107H138ZM193 106V107H192ZM197 106V107H196ZM46 107V108H45ZM73 107V108H72ZM102 109H101V108ZM201 107V108H200ZM39 108H41V109H43V111H41V109H39ZM76 108V109H75ZM96 108H97V110L98 111H95L96 110ZM192 108V109H191ZM39 109V110H38ZM45 109H48V110H46L48 113H46L45 112ZM82 109V108H81ZM101 109V110H100ZM111 109V110H110ZM138 109V110H137ZM194 109V110H193ZM196 109V110H195ZM201 109V110H200ZM28 111H30L29 109H27ZM50 110V111H49ZM53 110V111H52ZM72 110V111H71ZM76 110V111H75ZM100 110V111H99ZM142 110V111H141ZM198 110V111H197ZM200 110V111H199ZM203 110V111H202ZM74 111V112H73ZM93 111H95V112H93ZM103 113H102V112ZM115 111V112H114ZM42 112V113H41ZM52 112H55L54 114L52 113ZM71 112H72V114H71ZM101 112V113H100ZM118 112V113H117ZM122 112V113H121ZM205 112V113H204ZM41 113V114H40ZM58 115H57V114ZM75 113V114H74ZM81 113V114H80ZM104 113H107L108 114V120L110 121H108L107 119H106V117L107 116H104ZM112 113V114H111ZM116 113V114H115ZM131 113V114H130ZM135 113H137V114H135ZM202 113V114H201ZM206 115V119H205V115ZM47 114H50V115H48L47 116ZM57 115V117H54V116H51V115ZM78 114L80 115V116H78ZM101 114V115H100ZM120 114V115H119ZM140 114H142V115H140ZM201 114V115H200ZM42 115V116H41ZM96 115H97V118L99 117V118H103V117H105L104 119L105 120H107L106 122H107V124H109V125H107L106 124V122H105V120L103 119V120H101L100 121V119H97L96 118ZM99 115V116H98ZM103 115V116H102ZM106 115V114H105ZM130 115V116H129ZM133 115L135 116L134 118L136 119H134L133 118ZM203 115V116H202ZM51 116V117H50ZM83 116V117H82ZM95 116V117H94ZM139 116V117H138ZM142 116H144V117H142ZM47 117H49V118H47ZM53 117V118H52ZM61 117V118H60ZM82 117V118H81ZM120 117V118H119ZM123 117V118H122ZM149 117V118H148ZM209 117V118H208ZM56 118H57V120H56ZM211 118H214V119H211ZM52 119H54V121H52L51 122V120ZM111 119V120H110ZM116 119V120H115ZM119 119V120H118ZM208 119V120H207ZM212 121H210V120ZM84 120V121H83ZM123 120V121H122ZM145 120V121H144ZM206 120V121H205ZM61 121H63V122H61ZM111 121H112V123H111ZM122 121V122H121ZM181 124H179L178 122ZM66 122H69V123H71L72 124V126L74 125V127L72 128V126H71V124H69V123H67L66 124ZM86 122V123H85ZM87 122H89V124H87ZM119 122V123H118ZM141 122H143L142 124H141ZM147 122V123H146ZM158 122V123H157ZM217 122V121H216ZM63 123V124H62ZM65 123V124H64ZM76 123V124H75ZM100 123V124H99ZM102 123H104L105 124V126L104 125H102ZM110 123H111V125L112 126H110ZM124 123V124H123ZM136 123V124H135ZM146 123V125L144 126V124ZM154 123V124H153ZM159 124V125H155V124ZM177 123V124H176ZM141 124V125H140ZM149 124V125H148ZM175 124H176V129L179 127V126H181V128L179 127V132H180V134L182 133L183 135H181L182 137H180V139L178 140L179 141V143H177L178 141H177V139H176V141L177 142H174V144L175 145H169L170 144V142H168L167 144H164L163 142H164V140H163V138H161L159 135H158V132L159 131H161L160 129H162L163 131L162 132H167V133H169L170 131H171V128H174L175 127ZM178 124H179V126H178ZM68 125V126H67ZM85 125H87V126H85ZM79 127V128H75V127ZM111 128V130H110V128ZM129 126V127H128ZM133 126V127H132ZM144 126V127H143ZM151 126V127H150ZM157 126H159V127H157ZM178 126V127H177ZM61 127V128H60ZM71 127V128H70ZM80 127L82 128V130H83V132H82V130L80 129ZM83 127H84V129H83ZM92 127V128H91ZM109 129H108V128ZM149 127V128H148ZM155 127H157L158 128V130H156L155 131V129H157V128H155ZM115 128V129H114ZM136 128V129H135ZM145 128V129H144ZM150 128H154L153 130L152 129H150ZM164 128V129H163ZM167 128H169V129H167ZM67 129V130H66ZM75 129V130H74ZM81 130V132L79 131H77V130ZM116 130V131H114V130ZM124 129V130H123ZM130 129V130H129ZM138 129V130H137ZM144 129V130H143ZM168 130V131H165V130ZM181 129H184V130H182L181 131ZM63 130V131H62ZM72 130H74V131H72ZM103 130V131H102ZM128 130V131H127ZM152 130V131H151ZM200 131V132H202L203 133V137L201 136L202 135V133L200 134V132H198V131ZM72 131V132H71ZM79 133V135L77 134V132ZM127 131V132H126ZM132 131V132H131ZM154 131V132H153ZM158 131V132H157ZM206 131V132H205ZM68 132V131H67ZM88 132V131H87ZM114 132L116 133H118V134H121L120 135V138H119V140H118V137H116V135H118V134H114ZM136 132H137V134H136ZM145 132V133H144ZM151 132H153V133H155V134H153V133H151ZM195 132V133H194ZM196 132H198L199 134L198 135H196L197 133ZM75 133L77 134V136H75ZM81 133H83L82 135L83 136H81ZM99 133V134H98ZM129 133V134H128ZM139 133V134H138ZM151 133V134H150ZM221 133V134H220ZM69 134V133H68ZM125 134V135H124ZM133 134V135H132ZM136 134V135H135ZM143 134V135H142ZM194 134V135H193ZM115 135V136H114ZM129 137H128V136ZM196 135V136H195ZM114 138H113V137ZM143 137V139H142V137ZM146 138H145V137ZM154 136V137H153ZM158 138H157V137ZM184 136V137H183ZM187 138H186V137ZM109 137V138H108ZM122 137V138H121ZM141 137V138H140ZM202 137V143H201V141L199 142V140H200V138ZM223 137V136H222ZM83 138H85L84 140H88L87 139V136H85V137H83ZM93 138H96V139H98L96 136H94ZM154 138V139H153ZM193 138H195V139H193ZM206 138V139H205ZM79 139V138H78ZM77 139V140H78ZM81 139H79V140H81ZM114 139V140H113ZM117 139V140H116ZM135 139V140H134ZM142 139V140H141ZM158 141H157V140ZM184 139V140H183ZM78 140V141H79ZM83 140V139H82ZM83 140V141H84ZM103 140V139H102ZM101 139H100V141H101V144L103 145V141H102ZM141 140V141H140ZM186 140H188V141H186ZM192 140V142H190ZM198 140V141H197ZM204 140V141H203ZM98 141V140H97ZM127 141V142H126ZM153 141V142H152ZM186 141V143L188 144H186V143H184ZM193 141L195 142V143H193ZM106 143L108 142V141H105ZM114 142V143H113ZM119 142L121 143H123L124 145H122V143L121 144H119ZM130 142V143H129ZM199 142V143H198ZM221 142L223 143V144H221ZM100 143V142H99ZM126 143H128V145H131V146H127V144ZM140 143V144H139ZM143 143V144H142ZM148 145H147V144ZM185 145H184V144ZM192 145H191V144ZM197 143V144H196ZM80 144H82V146L80 145V149L82 150V148L85 146V145H83L84 144V142H80ZM126 144V145H125ZM119 145V146H118ZM121 145H122V147H121ZM139 145V146H138ZM200 145V146H199ZM201 145H204V147H202ZM141 146V147H140ZM142 146H143V148H142ZM175 146V147H174ZM191 146V147H190ZM194 146H195V149H193L194 148ZM111 147V146H110ZM145 147V148H144ZM146 147H147V149H146ZM160 147V148H159ZM181 147V148H180ZM196 147H197V149H196ZM201 147V149H199ZM222 148V150H221V148ZM85 148H86V146H85ZM84 148V149H85ZM123 148V149H122ZM137 150H136V149ZM140 148H142V149H140ZM152 148V149H151ZM155 148V149H154ZM164 148H165V150H164ZM177 148V149H176ZM183 148H185V149H183ZM189 148V149H188ZM191 148H192V151L194 152V154H193V152L191 151ZM79 149V150H80ZM154 149V150H153ZM188 149V150H187ZM104 150V151H103ZM111 150V151H110ZM199 150V151H198ZM203 150V152H201ZM83 151V150H82ZM87 151H86V149H85V151H83V154H84V152H86L85 153V155L87 156V157H89V154L87 153ZM142 151V152H141ZM163 151H164V154H163ZM171 153H170V152ZM186 151V152H185ZM197 153H196V152ZM104 152H105V154L106 155H103L104 154ZM112 152V153H111ZM114 152V153H113ZM139 153V156L141 157H139L138 156V153ZM140 152H141V154H140ZM154 152V153H153ZM186 154H185V153ZM201 152V153H200ZM220 152V153H221ZM81 151H80V155H81ZM107 153H109V154H107ZM137 153V154H136ZM182 153H183V155H182ZM191 153V154H190ZM200 153V155H197V154H199ZM88 154V155H87ZM145 154V155H144ZM161 154H162V156H161ZM176 154V155H175ZM166 155V156H165ZM92 156H90L91 157V159H89V160H91V162L89 161V160H87V161H89L91 164H93V165H95L94 163H96V160L94 159V163H93V161H92ZM105 156H107V157H105ZM138 156V157H137ZM143 156V157H142ZM151 156V157H150ZM158 156H159V158H158ZM184 156V157H183ZM190 156V157H189ZM197 156V157H196ZM83 157H85V156H83ZM87 157H86V159H87ZM103 157V159H101ZM109 157V158H108ZM135 157H137V159L135 158ZM148 157V158H147ZM201 159H200V158ZM104 158L106 159V160H104ZM108 158V159H107ZM161 158H162V160H161ZM178 158V159H177ZM197 158V159H196ZM120 159V160H119ZM145 159V160H144ZM200 159V160H199ZM128 160V161H127ZM107 161H109V162H107ZM120 161H121V163H120ZM134 161V162H133ZM135 161H137V162H135ZM142 161V162H141ZM164 161V162H163ZM177 161H178V163H177ZM183 161V162H182ZM206 162V164H205V162ZM106 163V164H103V163ZM120 164H119V163ZM130 165H128L127 163ZM145 162H146V164H145ZM181 162V163H180ZM112 163V164H111ZM127 164L128 166H126V165H123V164ZM142 163V164H141ZM178 165H177V164ZM248 164H249V161L247 162ZM246 163V164H247ZM97 164V165H98ZM114 164L111 166V170L113 171V168H115L116 169V167L117 166H114ZM122 164V165H121ZM148 164V165H147ZM174 164V165H173ZM194 164V165H193ZM252 164V163H251ZM144 165H146V166H144ZM163 165V166H162ZM169 165V166H168ZM205 165H206V167H205ZM209 165V166H208ZM250 165V164H249ZM144 166L145 167V170H144V168L142 169V167ZM165 166V167H164ZM172 166V167H171ZM122 167V168H121ZM126 167V168H125ZM133 168V167H137L136 168V170H135V168H133V169H130V170H128L129 168ZM141 167V168H140ZM162 167V168H161ZM168 167V168H167ZM176 167V168H175ZM185 167V168H184ZM188 167V168H187ZM193 167V168H192ZM216 167V168H215ZM123 169V170H121V169ZM128 168V169H127ZM140 168V169H139ZM175 168V169H174ZM187 168V169H186ZM114 169V171H116ZM125 169V170H124ZM149 169V170H148ZM177 169H179L180 170V174L178 173L179 172V170L178 171H176ZM190 169V170H189ZM195 169L197 170V172L195 171ZM200 169V170H199ZM208 169V170H207ZM134 170H135V173L134 174H139V175H136V177H135V175L133 176V172H134ZM140 170H143V174L140 172ZM169 170V171H168ZM193 170H194V172H193ZM203 170V171H202ZM127 171H128V173H127ZM138 171V172H137ZM144 171H145V173L147 174V175H145V173H144ZM173 171V172H172ZM189 171V172H188ZM131 174H130V173ZM182 172V173H181ZM187 172V173H186ZM141 173V174H140ZM165 173H166V175H165ZM191 173V174H190ZM213 173V174H212ZM159 174H161V175H159ZM185 174H186V176H185ZM196 174H197V176H196ZM231 174H232V176H231ZM141 175V176H140ZM158 175V176H157ZM193 175V176H192ZM202 175H204V176H202ZM143 178L144 176H146V178L144 179L143 178V180H146V182H147V180L149 181V179H150V181L148 182V184H150V183H152V186H153V190L154 191H157V193L156 194H160L159 195V197H156V196H158V195H156L155 196V193H154V191H153V197H155V198H157V199H155L154 200V198H150L149 199V197H150V195L148 194L147 195V191L146 190H144L145 188V186L144 185H146V183L145 182H143V180L140 178ZM157 176V177H156ZM163 176V177H162ZM169 178H168V177ZM177 176V177H176ZM202 176V178H200ZM215 176V177H214ZM140 179V182H139V180H138V178ZM149 177V178H148ZM181 177V178H180ZM231 177V178H230ZM234 177V178H233ZM248 177V176H247ZM132 178V179H131ZM133 178H137L136 180H138V182L137 181H135V179H133ZM158 178V179H157ZM174 180H173V179ZM205 178V179H204ZM228 178V177H227ZM124 179V180H125ZM131 179V180H130ZM167 179H168V181H167ZM170 179V180H169ZM178 179V180H177ZM189 179V180H188ZM203 179V180H202ZM207 179V180H206ZM123 180V181H124ZM132 180H134V181H132ZM141 180H142V182H141ZM176 180V181H175ZM209 180V183L207 182ZM212 180V181H211ZM251 180H253V179H251V178H248L247 179V181H251ZM128 181H130V182H128ZM131 181H132V183H133V187L131 188L130 187V185H132V183H131ZM159 181V182H158ZM231 181V182H230ZM127 182H128V184H127ZM179 182V183H178ZM202 182V183H201ZM131 183V184H130ZM136 183V184H135ZM142 184V183H144V184H142L141 186H140V184ZM167 183V184H166ZM191 183V184H190ZM137 184H138V186H137ZM169 184H170V186H169ZM176 184V185H175ZM179 184H180V186H179ZM203 184V185H202ZM126 185H127V187H126ZM129 185V186H128ZM137 186V187H135V186ZM184 185V186H183ZM186 185V186H185ZM246 185H248V186H246ZM125 186V187H124ZM143 186V187H142ZM159 186V187H158ZM160 186H161V189H160ZM163 186V187H162ZM169 186V187H168ZM176 186V187H175ZM178 186V187H177ZM183 186V187H182ZM192 186V187H191ZM197 186V187H196ZM204 186V187H203ZM235 186V187H234ZM138 188L137 190H135V188ZM140 187H142V188H140ZM166 187V188H165ZM173 187H175V188H173ZM181 187H182V190H181ZM187 187V188H186ZM190 187V188H189ZM200 187V188H199ZM234 187V188H233ZM250 187V188H249ZM130 188H131V191H130ZM134 188V189H133ZM144 188V189H143ZM167 188H168V190H167ZM189 188V189H188ZM202 188V189H201ZM126 189L124 190V192L126 191ZM129 189V190H128ZM139 189H141L142 191H141V193L139 192ZM156 189V190H155ZM158 189V190H157ZM165 189V190H164ZM188 189V190H187ZM132 190H134V191H132ZM146 191V194H145V192L144 191ZM162 190H164V191H162ZM171 191L170 192V194L167 192V191ZM177 190V191H176ZM185 190V191H184ZM203 190V191H202ZM211 192H210V191ZM137 192V194L136 193H134V192ZM159 191V192H158ZM162 191V192H161ZM172 191H174V192H172ZM246 191H248L249 192V194L246 192ZM167 192V193H166ZM184 192V193H183ZM188 192V193H187ZM202 192V193H201ZM206 194H205V193ZM236 192V193H235ZM163 193V194H162ZM165 193V194H164ZM175 193V194H174ZM179 193V194H178ZM212 193V194H211ZM175 196H174V195ZM189 194H190V196H189ZM207 194H209V195H207ZM144 195V196H143ZM146 195V196H145ZM162 195V196H161ZM167 195V196H166ZM169 195V196H168ZM178 197H177V196ZM182 195V196H181ZM196 195V196H195ZM239 195V196H238ZM246 197H245V196ZM147 196H149L148 198H146ZM211 196H212V198H211ZM243 196H244V198H245V201L247 202V203H249V204H251L250 205V208H249V206H247V208H249V209H245V206H246V204H245V206H243L242 208H241V210L240 209H236L234 206H235V203L238 201V200H240V198H242V199H244L243 198ZM185 198V199H183V198ZM208 197V198H207ZM124 198V197H123ZM141 198V199H140ZM143 198H145V199H143ZM189 198V199H188ZM235 198V199H234ZM147 199V200H146ZM148 199H149V202H147L148 201ZM180 199V200H179ZM247 199V200H246ZM253 201V202H250L251 200ZM123 200H125V199H123ZM150 200H151V203H150ZM152 200H154L155 201V203H153L154 205L153 206H155V207H153L151 204H152ZM187 203V204H185L184 203V201ZM201 202H200V201ZM209 202H208V201ZM210 200H214L213 202L212 201H210ZM249 200V201H248ZM140 203H139V202ZM146 201V203L147 204H145L144 202ZM168 201V202H167ZM126 202V201H125ZM138 202V203H137ZM144 204H143V203ZM160 202V203H159ZM167 202V203H166ZM242 202L244 203V200H242ZM137 203V204H136ZM234 205H233V204ZM242 203V204H243ZM254 203V204H253ZM155 204H157V205H155ZM164 204V205H163ZM168 204V205H167ZM185 204V205H184ZM212 204H213V206H212ZM248 204V205H249ZM151 205V206H150ZM160 205V206H159ZM187 205V206H186ZM196 205V206H195ZM208 205V206H207ZM252 205H254V207L252 206ZM124 206V205H123ZM156 206H157V208H156ZM174 206V207H173ZM202 206V207H201ZM151 207V208H150ZM158 207H160V208H158ZM162 207H163V210H162ZM206 209H205V208ZM152 208H153V210H152ZM156 208V209H155ZM171 208V209H170ZM197 208H198V210L199 211H197ZM255 210H254V209ZM154 209H155V211H154ZM212 209V210H211ZM244 209V210H243ZM157 210V211H156ZM165 210V211H164ZM184 210V211H183ZM246 210V211H245ZM250 210H254L253 212L252 211H250ZM153 211H154V213L155 212H157V213H155V215H154V213H153ZM158 211H160V212H158ZM164 212L163 213V215H160V214H162V212ZM193 211H194V213H193ZM195 211H197V212H195ZM245 211V212H244ZM247 211H248V213H247ZM166 212V213H165ZM250 212V213H249ZM252 212V213H251ZM256 212V213H255ZM158 214V216H156ZM251 214V215H250ZM176 215V216H175ZM192 215V216H191ZM250 215V216H249ZM154 216H155V218H154ZM161 216H162V218H161ZM163 216L165 217L164 219H163ZM189 216V217H188ZM159 217V218H158ZM167 217V218H166ZM251 218V220L252 221H248L247 222V220H245L246 218ZM253 217V218H252ZM161 218V219H160ZM187 218V219H186ZM189 218V219H188ZM195 218H196V220H195ZM241 218V219H240ZM242 218H244L243 220H242ZM167 219V220H166ZM240 219V220H239ZM254 219V220H253ZM262 219V220H261ZM166 220V221H165ZM243 222H242V221ZM161 221H163L162 223H164L163 225H160V224H162L161 223ZM167 221H169L168 223H167ZM153 222V223H154ZM252 222H253V224H252ZM166 223V224H165ZM172 223H173V225H172ZM206 223V224H205ZM251 223V224H250ZM263 223H264V221H263ZM168 224H170L171 226H172V228H171V226L170 225H168ZM166 225H168V226H166ZM175 225H176V227H175ZM181 226V227H180ZM205 226V227H204ZM161 227V228H162ZM174 227V228H173ZM199 227V228H198ZM208 227V228H207ZM164 228H168L167 229V231H165L164 230ZM170 228V229H169ZM184 228V229H183ZM188 228V229H187ZM198 228V229H197ZM256 228V229H255ZM173 229V230H172ZM177 229V230H176ZM176 232H175V231ZM181 230V234L180 233H178L179 231ZM186 230V233L184 232ZM189 230V231H188ZM155 231V230H154ZM178 231V232H177ZM183 231V232H182ZM193 231V232H192ZM164 232H162V233H164ZM173 232V233H172ZM175 232V233H174ZM192 232V233H191ZM156 233V232H155ZM185 233V234H184ZM191 233V234H190ZM171 234V235H170ZM174 234V235H173ZM183 234H184V236H183ZM139 235V234H138ZM185 235H187L188 237H186ZM141 236V235H140ZM199 236V237H198ZM142 237V236H141ZM169 237V238H170ZM179 236H177L176 238H178ZM181 237L184 239H181ZM188 238V239H190V240H188V239H186L185 240V238ZM146 239V238H145ZM196 239V240H195ZM161 241H163V240H161ZM186 242V243H187ZM162 243V242H161ZM186 243H184V245L186 244ZM187 245H189V242H188V244ZM203 245V246H202ZM190 246H187L186 247V245H185V248H187V249H185V250H187V251H185L184 250V252L186 253V255H187V257H191V255H189L190 253H189V248ZM202 248H204V251L202 250ZM208 249H210V250H208ZM210 252H208V251ZM196 251H200V252H196ZM202 251V252H201ZM192 252L194 253V254H192ZM204 252V253H203ZM207 252L210 254H207ZM198 253V254H197ZM202 253V254H201ZM206 253V254H205ZM227 254H228V256H227ZM199 255V256H198ZM219 256V257H218ZM222 256H223V258H222ZM195 257H196V260H195ZM215 257H217V258H215ZM226 257V258H225ZM229 257V258H228ZM220 258V259H219ZM225 258V259H224ZM218 259V260H217ZM224 261H223V260ZM221 260V261H220ZM229 260V261H228ZM217 261V262H216ZM219 261H220V263H219ZM223 261V262H222ZM201 262H203V263H201ZM205 262V263H204ZM213 262H215V263H213ZM20 264V263H19Z\"/></svg>",
  "mask_w": 264,
  "mask_h": 264
}]
</instances>
